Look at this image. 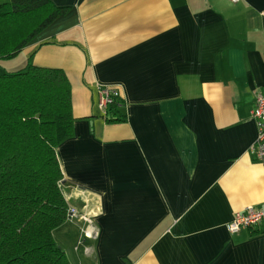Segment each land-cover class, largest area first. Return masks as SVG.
Returning <instances> with one entry per match:
<instances>
[{"label": "crops", "instance_id": "crops-1", "mask_svg": "<svg viewBox=\"0 0 264 264\" xmlns=\"http://www.w3.org/2000/svg\"><path fill=\"white\" fill-rule=\"evenodd\" d=\"M67 7L0 72L62 69L73 136L56 149L68 206L94 216L54 231L71 264H264V161L248 152L264 92V0H50ZM119 91L104 120L96 86Z\"/></svg>", "mask_w": 264, "mask_h": 264}, {"label": "trees", "instance_id": "trees-1", "mask_svg": "<svg viewBox=\"0 0 264 264\" xmlns=\"http://www.w3.org/2000/svg\"><path fill=\"white\" fill-rule=\"evenodd\" d=\"M67 7L0 0V59L17 55ZM118 105L107 121L122 120ZM62 69L27 64L0 72V264H71L54 231L66 220L57 147L73 136Z\"/></svg>", "mask_w": 264, "mask_h": 264}, {"label": "built area", "instance_id": "built-area-1", "mask_svg": "<svg viewBox=\"0 0 264 264\" xmlns=\"http://www.w3.org/2000/svg\"><path fill=\"white\" fill-rule=\"evenodd\" d=\"M238 2L239 0H231ZM97 100L96 107L100 116L106 120L110 116V107L114 104L119 105V91L116 87L106 84L96 86ZM252 118L256 124V139L250 144L248 152L255 158L264 161V92L254 94L253 108L251 110ZM67 220L70 222H81L79 227V239L76 242L75 249L82 244L85 238H95L97 229L94 224V216L76 206H67ZM264 221V209L247 205L243 210L236 212L231 221L226 224L230 233H235L241 228L255 226Z\"/></svg>", "mask_w": 264, "mask_h": 264}]
</instances>
